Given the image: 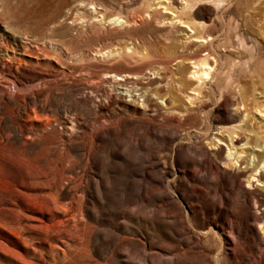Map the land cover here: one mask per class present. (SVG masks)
I'll return each mask as SVG.
<instances>
[{"label":"rangeland","instance_id":"obj_1","mask_svg":"<svg viewBox=\"0 0 264 264\" xmlns=\"http://www.w3.org/2000/svg\"><path fill=\"white\" fill-rule=\"evenodd\" d=\"M161 1H0V264H264V0H190L180 17L211 47ZM38 66L66 77L35 84ZM105 71L138 78L122 94Z\"/></svg>","mask_w":264,"mask_h":264},{"label":"bare ground","instance_id":"obj_2","mask_svg":"<svg viewBox=\"0 0 264 264\" xmlns=\"http://www.w3.org/2000/svg\"><path fill=\"white\" fill-rule=\"evenodd\" d=\"M0 1H1V5H2V3L9 2L11 0H0ZM161 2H164V3H161ZM161 2H159L158 5L161 4L160 6H162L163 9L168 11V13L171 16H174L173 20H176L175 22H178V24L181 25V27L187 29V31L189 32L190 35H189V37H188V34L186 36L189 39H192L191 42H193L195 44L199 43V44H201V47H206V46H210L211 47L213 45V42H212L214 40L213 38H211V37L207 38V37H203V36L198 35L196 24L192 23V22H189L187 20H183V18L180 17L184 13V11L189 7L190 0H179L178 1V7H179L178 9H180V10H178V11H177V9L171 8L172 5L170 6V4H169L170 2L168 0H162ZM93 9H94V7H93ZM114 21L115 22L116 21L119 22L120 20H119V18H117V19H114ZM35 46H36L35 48H36L37 52L33 51V55L32 56L36 57L37 59L41 58V56H46V53H45L46 45H45L44 42H36ZM26 47L30 48L28 46H26ZM107 50H109V49H107ZM110 51H107V52L110 55H112V52H110ZM70 53H72V52H70ZM91 55L96 57V58L100 57L101 56L100 49H98V48L95 49V51H93ZM207 55H208V53H204L198 58V60H195V61L191 60V61H189L187 63V64H189V66L186 67V68L189 69V74H191V77L194 78L195 81H197V83L191 81L192 85H197V86H196V89H194L196 91L192 93L193 96H189L188 97V100H190V101H194V100H197V98H199V96L202 93L201 92V86L203 84H206L205 83L206 80L209 79L210 76L212 75V70L214 68H213L212 65H210V59H209V57H207ZM69 57L72 60L71 61L72 63H81V62H83L85 60V57L83 55H77V53L70 54ZM56 59L58 60L57 62L59 64H61V66H62V64H63V66L65 65L64 61L62 60V57H56ZM53 60H54V58H53ZM184 61H185V59L179 58L177 63H183ZM16 69H18V67ZM0 70L3 73V75L7 76L8 78H14L15 77V73H14L15 71L13 70V67L11 66V64H9L8 62H6V61H4L2 59H0ZM28 70L33 72V74L31 75L32 82H34L35 84L38 83V84H40L42 86L48 85V82L56 81L61 76H65L66 77L65 72L60 71V68H58V67H48V69H46L44 67L38 66V67H32L30 69L28 68ZM137 78L138 77L136 75H131L130 73L128 74V73H124V72H114V71H105L103 76H102V79L104 81H108V82L114 83V85L116 86L117 90H123L122 94H124V92H126V91L130 92V90H128L130 88L129 86L132 85V84L135 85L134 82H135V80ZM13 82L10 83V84H12L11 87L14 86L16 88V85ZM92 99L93 98H92L91 94L88 95V96L85 95L83 97V99H82V102L88 104V106L89 105L91 106L94 103V101ZM239 106H240V104H238V108H239ZM244 116L246 117V114ZM63 126H64L63 128L65 129L64 130V134L66 136H70L73 133V130H74V128L72 127L73 126L72 120L71 119H67ZM234 132H232L231 135ZM228 141H229V145L227 146V155H226V158H225L226 161H224V163H223V167L224 168H227L228 166H231L229 162L233 163L234 165H238L239 158L241 157L240 155H242L241 152L238 151V146L235 144L233 138L232 137L230 138V135H229ZM218 142H219V145H224L225 146L224 142H222L221 140H219ZM218 147L219 146L217 145V148ZM260 163L261 162H259L256 165L257 169L259 168ZM257 169L254 170L253 172L257 171ZM248 181H249V183H248L249 187L247 189H249L253 185L252 183L254 181H259V179L252 178V181H250V180H248ZM261 207H262V210H264V204L260 203L259 206L257 207L258 209L256 211L261 210ZM68 208H67V206L66 207H61V209H63L65 212L68 211ZM72 218L75 219V215H73ZM254 219H255V222L258 224V226H260V232L261 233L264 232L263 231L264 230V215H260L259 212H257V214H255ZM263 239H264V236H263Z\"/></svg>","mask_w":264,"mask_h":264}]
</instances>
